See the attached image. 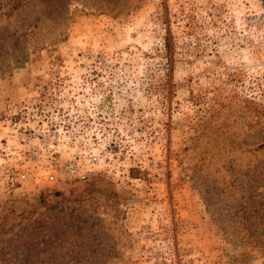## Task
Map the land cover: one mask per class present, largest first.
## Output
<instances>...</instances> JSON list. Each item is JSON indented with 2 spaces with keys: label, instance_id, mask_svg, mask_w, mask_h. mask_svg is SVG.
<instances>
[{
  "label": "rangeland",
  "instance_id": "374dc122",
  "mask_svg": "<svg viewBox=\"0 0 264 264\" xmlns=\"http://www.w3.org/2000/svg\"><path fill=\"white\" fill-rule=\"evenodd\" d=\"M0 264H264V0H0Z\"/></svg>",
  "mask_w": 264,
  "mask_h": 264
},
{
  "label": "trees",
  "instance_id": "16d2710c",
  "mask_svg": "<svg viewBox=\"0 0 264 264\" xmlns=\"http://www.w3.org/2000/svg\"><path fill=\"white\" fill-rule=\"evenodd\" d=\"M10 1H13V0H10ZM15 1V0H14ZM18 2L20 3V0H18Z\"/></svg>",
  "mask_w": 264,
  "mask_h": 264
}]
</instances>
